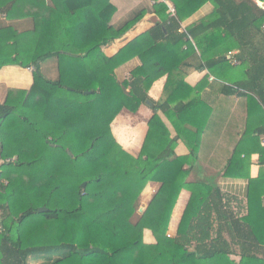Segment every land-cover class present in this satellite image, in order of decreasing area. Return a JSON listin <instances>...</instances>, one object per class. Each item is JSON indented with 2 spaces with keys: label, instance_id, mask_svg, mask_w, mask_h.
I'll list each match as a JSON object with an SVG mask.
<instances>
[{
  "label": "trees",
  "instance_id": "trees-1",
  "mask_svg": "<svg viewBox=\"0 0 264 264\" xmlns=\"http://www.w3.org/2000/svg\"><path fill=\"white\" fill-rule=\"evenodd\" d=\"M153 1L159 21L108 57L102 49L123 39L142 14L114 27L109 0H51L52 9L43 0H0L8 20H37L31 30L0 29V69L33 73L29 90H9L0 104V264H264L261 197L249 200L239 219L215 184L188 182L204 127L172 134L163 121L191 124L194 108L206 114L183 79L192 70L223 71L234 48L245 80L220 92L251 95L264 110V12L251 0H170L171 16L164 0ZM208 2L212 13L181 31V22ZM49 59L55 76L42 70ZM163 76L165 99L158 103L148 91ZM142 106L153 116L134 157L116 141L112 124ZM155 132L172 145L182 140L189 155L162 156ZM148 182L159 187L132 223ZM182 190L191 197L170 238ZM144 230L155 244L144 243Z\"/></svg>",
  "mask_w": 264,
  "mask_h": 264
},
{
  "label": "crops",
  "instance_id": "crops-1",
  "mask_svg": "<svg viewBox=\"0 0 264 264\" xmlns=\"http://www.w3.org/2000/svg\"><path fill=\"white\" fill-rule=\"evenodd\" d=\"M43 1L45 6L53 8L51 0ZM162 2L169 9L170 7L174 8L170 0ZM109 3L115 8L111 19V24L114 27L120 26L138 14H142V17L123 39L116 40L102 49L108 57L113 56L126 43L145 33L159 21L158 16L153 13L152 6L155 4L153 0H109ZM19 8L23 13L27 10L25 7ZM212 11L211 3L204 4L181 22V31H185L189 25L209 16ZM35 22L37 23V20L33 15L19 16L16 19L8 20L4 14L0 13V29L10 27L17 31L31 30L35 26ZM262 29L264 30L263 25ZM195 50L199 55V50L196 47ZM237 54V48L227 52L226 58L229 59V67H224L223 71L213 68L215 74H212L208 70H192L185 75L184 84L192 88L190 98L198 97L202 100L207 107L206 114L203 109L194 108L190 114L191 124L175 118L174 124L165 117L163 121L172 134H175V128L195 133L196 128L203 125L204 132L198 143L197 159L189 171L187 181L215 184L228 197L227 208L236 217L242 219L247 216L249 200L259 202L260 196L261 205L264 206V178L259 185V176H264V163H261L264 160V134H259L260 127L264 126V110L259 105V101L251 95H223L220 92L224 85L235 89L236 83L245 80V68L237 59ZM52 60L55 68V60ZM216 74L222 80L218 79ZM166 79V76L161 77L153 83L148 91V96L153 101L159 103L165 99ZM32 83L31 68H21L16 65L1 67L0 104L4 103L9 90H29ZM182 91V95L186 96V89ZM180 97L181 94H178L177 102L181 101ZM152 116V111L142 106L136 113L122 111L115 118L112 124L113 135L119 145L131 156L139 155L147 132V123ZM152 142L160 147L162 156L171 152H174L177 157L189 155V148L182 140L172 145L170 138L155 132ZM158 187L159 184L155 182L146 184L137 201L138 214L136 217L140 215V210L144 212ZM190 197L191 193L187 190H182L179 193L168 225L167 234L170 235V238L177 234L179 223ZM225 237L228 239L227 235ZM143 241L147 245L156 243L155 237L149 230H144ZM235 259L238 260V257Z\"/></svg>",
  "mask_w": 264,
  "mask_h": 264
},
{
  "label": "rangeland",
  "instance_id": "rangeland-1",
  "mask_svg": "<svg viewBox=\"0 0 264 264\" xmlns=\"http://www.w3.org/2000/svg\"><path fill=\"white\" fill-rule=\"evenodd\" d=\"M251 1H253L255 4H256V2H258V0H251ZM42 70L43 71H45V74H46V72L48 71V72H50L51 73V75L53 74V76H55V68H54V65H53V60L52 59H50V60H48L47 62H45V63H43V65H42ZM11 162H14L15 161V157L13 158V159H11L10 160ZM143 192V191H142ZM141 192V193H142ZM141 195V194H140ZM138 200H139V198H138ZM148 206V205H147ZM147 208V207H146ZM146 210V209H145ZM144 210V211H145ZM140 214H142L143 213V210H141L140 212H139ZM137 214H138V212L136 211V213L134 214V216L132 217V220H131V222L132 223H135L136 221H137V218L139 217H136L137 216ZM27 264H39V262H35V261H27Z\"/></svg>",
  "mask_w": 264,
  "mask_h": 264
},
{
  "label": "built area",
  "instance_id": "built-area-1",
  "mask_svg": "<svg viewBox=\"0 0 264 264\" xmlns=\"http://www.w3.org/2000/svg\"><path fill=\"white\" fill-rule=\"evenodd\" d=\"M257 7H258L261 11L264 12V0H259V1L257 2ZM169 10H170V14H171L172 16H174V15H175V10H174V8L170 7ZM263 28H264V24H263ZM211 79H212V78H211ZM167 237H170V235L167 234Z\"/></svg>",
  "mask_w": 264,
  "mask_h": 264
},
{
  "label": "water",
  "instance_id": "water-1",
  "mask_svg": "<svg viewBox=\"0 0 264 264\" xmlns=\"http://www.w3.org/2000/svg\"><path fill=\"white\" fill-rule=\"evenodd\" d=\"M83 185H84V184H83ZM83 185H82V186H83ZM44 211H46L45 208H40V209H39V212H44ZM140 211H141V210H140Z\"/></svg>",
  "mask_w": 264,
  "mask_h": 264
}]
</instances>
